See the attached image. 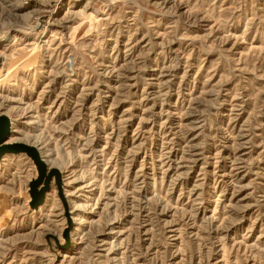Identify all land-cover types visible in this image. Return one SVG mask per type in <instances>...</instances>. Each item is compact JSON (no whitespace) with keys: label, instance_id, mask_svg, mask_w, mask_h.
I'll list each match as a JSON object with an SVG mask.
<instances>
[{"label":"rangeland","instance_id":"1","mask_svg":"<svg viewBox=\"0 0 264 264\" xmlns=\"http://www.w3.org/2000/svg\"><path fill=\"white\" fill-rule=\"evenodd\" d=\"M0 115V264H264V0H0Z\"/></svg>","mask_w":264,"mask_h":264},{"label":"water","instance_id":"2","mask_svg":"<svg viewBox=\"0 0 264 264\" xmlns=\"http://www.w3.org/2000/svg\"><path fill=\"white\" fill-rule=\"evenodd\" d=\"M9 120L6 116H0V157L6 152H15L18 150L25 151L34 161L37 167V178L30 182V194H31V207H37L41 204L44 194L48 189L45 185L41 190L37 191V186L41 183L43 176L45 175V164L40 160L36 150L23 143H11L6 144L5 140L9 133Z\"/></svg>","mask_w":264,"mask_h":264},{"label":"bare ground","instance_id":"3","mask_svg":"<svg viewBox=\"0 0 264 264\" xmlns=\"http://www.w3.org/2000/svg\"><path fill=\"white\" fill-rule=\"evenodd\" d=\"M0 116H3V115H0ZM7 139H8V138H7ZM7 139L5 140V143H6V144L20 143V142H18V141L9 142V141H7ZM27 146H29V145H27ZM29 147H32V148H34V149L36 150V152H37V154H38V157H40V160H41V161L45 164V166H46V159L41 158L39 150H37V149H36L35 147H33V146H29ZM45 172H46V171H45ZM49 174H50L49 172L46 174V178H48V175H49Z\"/></svg>","mask_w":264,"mask_h":264}]
</instances>
